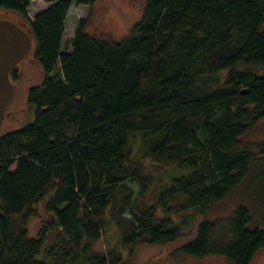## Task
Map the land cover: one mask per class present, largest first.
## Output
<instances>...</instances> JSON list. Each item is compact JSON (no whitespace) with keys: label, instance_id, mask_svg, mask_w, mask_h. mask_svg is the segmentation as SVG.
<instances>
[{"label":"trees","instance_id":"1","mask_svg":"<svg viewBox=\"0 0 264 264\" xmlns=\"http://www.w3.org/2000/svg\"><path fill=\"white\" fill-rule=\"evenodd\" d=\"M47 1L32 18V0H0V19L17 16L45 76L28 90L33 121L0 136V264L119 262L94 250L116 204L131 213L117 220L131 252L177 240L264 160V138L241 139L264 118V0H145L124 40L92 35L80 18L66 49L71 6L98 0ZM147 161L179 171L154 203L127 185L148 191ZM48 197L56 232L31 237ZM231 219L216 233L204 218L178 251L251 264L264 226H247L245 205Z\"/></svg>","mask_w":264,"mask_h":264},{"label":"rangeland","instance_id":"2","mask_svg":"<svg viewBox=\"0 0 264 264\" xmlns=\"http://www.w3.org/2000/svg\"><path fill=\"white\" fill-rule=\"evenodd\" d=\"M48 5L47 0H32L28 8L29 16L33 18ZM144 7L145 0H98L94 5L73 3L66 22L62 48L70 46L80 18L87 19L86 28L92 35L122 41L142 19ZM15 18L17 16L11 14L0 19V136L33 121L34 109L28 103V90L31 86L41 84L45 77L34 58L31 37L12 20ZM59 67L58 61L55 74L59 73ZM261 138H264V118L241 136L243 141L251 142ZM145 165L155 181L148 191L139 194L140 186L137 182L128 181L127 185L133 189V198L154 203L155 196L161 192V185L168 182L172 175L179 174V171L173 166H157L153 161H147ZM48 200L49 197L39 204L37 216L30 220L31 237H37L44 227H48L50 235L56 232L53 213L46 208ZM239 205L248 207L252 214V219L247 225L249 228L264 226V160L252 161L244 180L234 186L226 197L213 204L208 212L197 215L194 225L175 241L139 243L131 252L129 246L123 245L122 229L117 221L118 216L122 219L129 218L131 213L128 209L121 212V204L111 206L106 214L104 236L94 243V250L118 252L122 259L114 264H234L225 255L193 256L178 249L197 236L198 224L204 218L217 224L216 233L230 231L231 218ZM251 264H264V246L256 252Z\"/></svg>","mask_w":264,"mask_h":264}]
</instances>
